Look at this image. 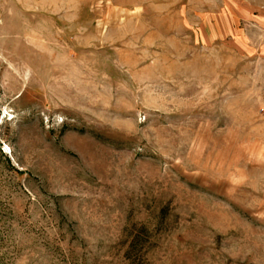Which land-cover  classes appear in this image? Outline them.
<instances>
[{
    "label": "rangeland",
    "instance_id": "1",
    "mask_svg": "<svg viewBox=\"0 0 264 264\" xmlns=\"http://www.w3.org/2000/svg\"><path fill=\"white\" fill-rule=\"evenodd\" d=\"M0 264H264V0H0Z\"/></svg>",
    "mask_w": 264,
    "mask_h": 264
}]
</instances>
